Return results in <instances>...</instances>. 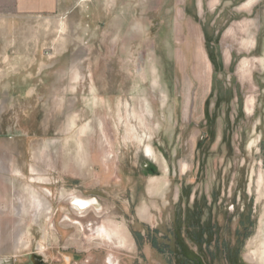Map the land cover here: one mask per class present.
Wrapping results in <instances>:
<instances>
[{"label":"rangeland","instance_id":"1","mask_svg":"<svg viewBox=\"0 0 264 264\" xmlns=\"http://www.w3.org/2000/svg\"><path fill=\"white\" fill-rule=\"evenodd\" d=\"M262 246L264 0H72L0 29V264H264Z\"/></svg>","mask_w":264,"mask_h":264},{"label":"crops","instance_id":"2","mask_svg":"<svg viewBox=\"0 0 264 264\" xmlns=\"http://www.w3.org/2000/svg\"><path fill=\"white\" fill-rule=\"evenodd\" d=\"M71 1L0 0V29L4 28L8 31L16 29L17 21L22 19H32L33 17L50 14H63L65 9L71 6Z\"/></svg>","mask_w":264,"mask_h":264},{"label":"bare ground","instance_id":"3","mask_svg":"<svg viewBox=\"0 0 264 264\" xmlns=\"http://www.w3.org/2000/svg\"><path fill=\"white\" fill-rule=\"evenodd\" d=\"M147 150H148V153H150V154L152 153V149L150 147H148ZM166 187H167V185H166ZM35 199L37 201V208L39 210V215H41L42 213H48L50 210L49 204L45 200H42L41 198L40 199L35 198ZM70 203H71V206L73 207L74 211L77 214H80L81 217H84V216H82L83 214H86L87 212L95 210V209L97 211H100V209L98 208L99 202L97 201V199H89V198L87 199V198H82L79 196L72 195L70 197ZM128 234L129 233H127V231L124 227H117V225H115V224L110 225L109 228L107 226L103 227L101 229V232H100V235L103 236L106 240H108L110 242L113 241L114 238H116L119 241V244L123 245V247L127 246L131 243L130 236ZM259 249L260 250H258V252L256 254L257 255L256 260H258V258H261V256L264 254V246H262V248H259ZM253 259H254V257H253Z\"/></svg>","mask_w":264,"mask_h":264},{"label":"water","instance_id":"4","mask_svg":"<svg viewBox=\"0 0 264 264\" xmlns=\"http://www.w3.org/2000/svg\"><path fill=\"white\" fill-rule=\"evenodd\" d=\"M30 260L34 264H47L42 256L36 254L31 255Z\"/></svg>","mask_w":264,"mask_h":264},{"label":"flooded vegetation","instance_id":"5","mask_svg":"<svg viewBox=\"0 0 264 264\" xmlns=\"http://www.w3.org/2000/svg\"><path fill=\"white\" fill-rule=\"evenodd\" d=\"M27 264H34V263L30 260V257H29V260H28Z\"/></svg>","mask_w":264,"mask_h":264}]
</instances>
